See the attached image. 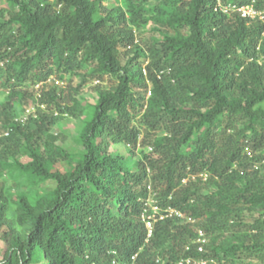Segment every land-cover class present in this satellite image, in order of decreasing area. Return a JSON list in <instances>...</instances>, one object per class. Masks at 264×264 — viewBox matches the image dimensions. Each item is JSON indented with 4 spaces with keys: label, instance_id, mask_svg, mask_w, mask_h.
<instances>
[{
    "label": "trees",
    "instance_id": "trees-1",
    "mask_svg": "<svg viewBox=\"0 0 264 264\" xmlns=\"http://www.w3.org/2000/svg\"><path fill=\"white\" fill-rule=\"evenodd\" d=\"M109 1L0 11V264H264V20L226 11L229 0ZM149 23L159 35L139 39L131 25ZM35 83L47 108L15 119ZM67 116L79 151L52 131ZM151 190L161 211L149 236ZM237 227L246 238L226 243Z\"/></svg>",
    "mask_w": 264,
    "mask_h": 264
},
{
    "label": "rangeland",
    "instance_id": "rangeland-1",
    "mask_svg": "<svg viewBox=\"0 0 264 264\" xmlns=\"http://www.w3.org/2000/svg\"><path fill=\"white\" fill-rule=\"evenodd\" d=\"M120 1V3H122L123 5H125L126 7L131 8V6L129 5V3H126V0H110L109 1V5L110 6H116V4ZM158 0H149V2L147 3V7H150L151 5L157 3ZM240 0H229V4H227L226 6L223 4V0H218V4L220 6H222L224 8L225 6V10L227 11L228 9H237L239 10V8H245L247 10L254 9L255 11H257V14L260 15V18L264 20V10H258L256 8V0H252L251 3H245V4H240ZM7 7V3L5 2V0H0V11L5 9ZM250 7V8H249ZM150 15V12H149ZM155 25H153L152 23H149L145 26V30L143 32H139V29H137V27L135 25H131V27L135 29V31L138 34L139 39L141 37H143L145 40L147 39H151L150 37L153 35H159L158 32L153 31V27ZM142 50L144 51V57L145 55H148L147 49L144 47V45L142 44ZM261 60L264 61V54L262 55ZM144 67V66H143ZM81 78L78 76H69L68 81H72L73 85H77L78 83H80ZM66 83V82H64ZM112 80L110 78H107L105 80L102 81H90L88 80L80 89H81V95L83 96V98L85 100H87L88 102H95L98 97L99 94L97 92V90L95 89V87H97L98 85L103 87V88H110V86L112 85ZM49 85H52L51 82H48ZM42 83H35V84H31L28 89L30 91H33L35 93H38L37 96L34 98V100L32 102H30L29 104H24V105H17L14 109V113H15V119L17 120H27L29 118V116L31 115H36V112L38 110V108H44L46 109L47 107L45 105L41 106V103L39 101L40 99V93H41V88H42ZM3 96H0V102H3ZM1 109V108H0ZM2 113V111H0ZM13 112V111H12ZM3 116H0V126L3 125L2 122ZM79 127H80V122H78V120L76 118H69L67 116V118L65 120H63L62 124L59 126H55V129L52 130L54 131V133L59 136V140L58 143L64 145L65 147L69 148L72 151H79V146H81L80 144H78L76 142V140L79 137ZM9 135V131L6 129H2L0 127V139L4 138V137H8ZM113 151L116 152H122L125 153L129 156H131V147L130 146H121L118 145L116 146V148H113ZM148 150V149H147ZM151 149H149L148 151H150ZM139 151V148L138 150ZM142 154V153H141ZM28 159L25 157L24 161H27ZM54 182L52 181H47L45 183H43L41 185L42 190H51L54 188ZM151 188V187H149ZM149 203L151 205H154L153 208V214H151L150 216H148L149 214H147V216H145V219H150L154 216H156L160 211V207L158 206V199L155 198V193L151 190V194L150 197L148 199ZM146 220V221H147ZM200 233V238L197 239V241L195 242L196 244H203L207 241V239L205 238V235L203 233V231H199ZM247 235V229L246 227H237L236 229H234L233 232H229L227 234V238L225 239L226 243L231 244L232 242L236 241V240H242L244 238H246ZM7 249V244L6 242L0 241V259H2L4 257L5 251ZM187 260L186 257H182L179 258L177 261H172V262H168L167 258H164L163 256H160L159 259V263L160 264H180V262H185ZM193 261V259H192ZM195 261V259H194ZM246 263H258L257 260H245ZM118 264H124L121 261H116Z\"/></svg>",
    "mask_w": 264,
    "mask_h": 264
},
{
    "label": "built area",
    "instance_id": "built-area-1",
    "mask_svg": "<svg viewBox=\"0 0 264 264\" xmlns=\"http://www.w3.org/2000/svg\"><path fill=\"white\" fill-rule=\"evenodd\" d=\"M238 11H240L244 17L249 16V17L255 18L256 16H260L259 14H257V11H255L254 9H251V8L249 10H247L245 8H239ZM148 225H149V227H151V221H149ZM191 262H192L191 259H187L185 262H180V264H192Z\"/></svg>",
    "mask_w": 264,
    "mask_h": 264
},
{
    "label": "clouds",
    "instance_id": "clouds-1",
    "mask_svg": "<svg viewBox=\"0 0 264 264\" xmlns=\"http://www.w3.org/2000/svg\"><path fill=\"white\" fill-rule=\"evenodd\" d=\"M148 223H149V220L146 221V224H147V226H148V228H149V230H150L149 236H151V235H152V231H153V224H152V221H151V227H149ZM134 259H135V257H133V260H134ZM159 259H160V258H159ZM159 259H158V262H159ZM116 264H118V263L116 262Z\"/></svg>",
    "mask_w": 264,
    "mask_h": 264
}]
</instances>
